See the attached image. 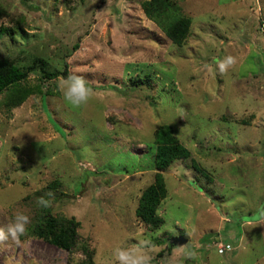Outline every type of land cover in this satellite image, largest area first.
<instances>
[{"label":"rangeland","instance_id":"1","mask_svg":"<svg viewBox=\"0 0 264 264\" xmlns=\"http://www.w3.org/2000/svg\"><path fill=\"white\" fill-rule=\"evenodd\" d=\"M142 3L0 0V59L26 69L31 90L17 105L0 92V227L30 218L19 245H0V264H74V253L117 264V248L151 264H264V0H174L169 17L188 19L180 44ZM228 55L237 63L222 75ZM39 57L50 70L66 61L91 84L89 102L68 105L65 77H46ZM163 123L189 154L161 170L152 228L136 207ZM41 198L79 220L71 250L29 233ZM178 234L187 241L170 245Z\"/></svg>","mask_w":264,"mask_h":264},{"label":"trees","instance_id":"2","mask_svg":"<svg viewBox=\"0 0 264 264\" xmlns=\"http://www.w3.org/2000/svg\"><path fill=\"white\" fill-rule=\"evenodd\" d=\"M142 6L148 16L161 24L172 41L178 44L182 42L188 30V19L183 15H179L177 18L169 17L167 12L170 8L175 7L176 10L178 9L174 0H143ZM163 19H166V21L164 22ZM38 59L41 61L46 77L61 75L66 78L70 75L66 61H64L62 68L50 70L44 68L45 61L42 57ZM26 75L27 70L20 68L13 59H0V92L7 87L12 90L13 95L8 93V101L12 105L19 104L31 91L19 84ZM87 85L91 86L89 83ZM153 142L156 147L154 166L157 170L154 172V180L143 189L140 195L136 214L150 227L156 228L162 221L156 208L160 199L167 192L161 170L174 159L187 156L189 149L183 145L174 132L172 125L168 123L160 124L155 129ZM79 224V220L74 216L55 214L48 205H42L41 211L28 228L31 235L43 238L62 249L71 250L77 242ZM82 248L90 259L91 250L87 244H83ZM67 264H71L70 258H68Z\"/></svg>","mask_w":264,"mask_h":264},{"label":"clouds","instance_id":"3","mask_svg":"<svg viewBox=\"0 0 264 264\" xmlns=\"http://www.w3.org/2000/svg\"><path fill=\"white\" fill-rule=\"evenodd\" d=\"M236 63L237 59L231 55L216 61L219 73L222 75L226 74ZM58 89L62 93L64 101L74 108L86 105L94 94L85 79L78 74H70L66 78H61L58 83ZM39 203L47 206V202L43 198H41ZM29 223V216L23 213L17 214L14 221L10 222L6 227H0V245L9 241L19 245L21 243L20 238L27 234V225ZM141 246L146 247L147 245L141 242ZM186 255L189 258H195L196 253L187 252ZM114 257L117 264H151V256L138 249L117 248L114 252ZM81 258L79 253H74V264H78Z\"/></svg>","mask_w":264,"mask_h":264},{"label":"water","instance_id":"4","mask_svg":"<svg viewBox=\"0 0 264 264\" xmlns=\"http://www.w3.org/2000/svg\"><path fill=\"white\" fill-rule=\"evenodd\" d=\"M187 241V237L184 234H178L170 237V242L176 245H180Z\"/></svg>","mask_w":264,"mask_h":264}]
</instances>
